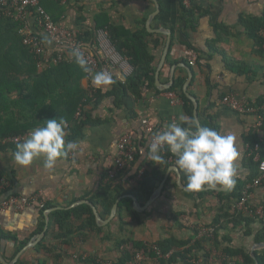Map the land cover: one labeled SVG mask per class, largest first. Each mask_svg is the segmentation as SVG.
Returning a JSON list of instances; mask_svg holds the SVG:
<instances>
[{
  "label": "crops",
  "instance_id": "obj_1",
  "mask_svg": "<svg viewBox=\"0 0 264 264\" xmlns=\"http://www.w3.org/2000/svg\"><path fill=\"white\" fill-rule=\"evenodd\" d=\"M157 1L160 11L149 24V17L155 11L152 0H68L62 7L63 14L58 25L68 30L94 29L95 19L100 13H105L113 25L124 27L131 32L145 29L150 35V52L155 57V88L142 89L138 99L130 94L129 99H125L128 104H123L121 99L111 95L114 86L125 84L132 73L128 61L122 57L123 61H126L124 68L117 64L110 72L115 81L111 87L99 90L91 85L88 77L82 81L83 88L88 92L99 91L100 99L98 104L89 105L85 109L88 120L82 136L71 140L80 143L81 150L77 156L69 154L68 157L58 160L55 168L49 171L44 169L42 159L35 160L28 167H21L14 161L15 152L0 154L1 193L6 187L3 181H6L9 194L24 197L39 194L46 202L45 208L50 207L48 210L31 207L18 213L0 212V232L15 239H1V256L7 263L11 262L9 259H12L20 243L28 244L43 232V238L35 247L44 240L43 245L46 248L34 251V247L26 251L19 260L22 259L26 264H36L37 261H44L45 264H88L86 260L95 257L98 262H115L121 255L120 249L124 247L118 246L122 240L128 243L126 248H130V242L137 241L150 246L170 236L179 241H187L192 236L195 225L203 228L211 223L220 206V200L215 195L199 194L226 193L228 190H212L205 186V190L199 192L186 191L185 175L179 169V173L172 170V166L163 177H166V180L159 197L147 208L136 211L140 225L135 220L128 219V224L121 233L117 213L107 224H98L96 221L97 227L102 230L99 235L76 231L67 238H57L60 232L54 224H50L52 213L87 205L81 202H90L89 198L99 192L104 184L103 178L114 166L116 145L122 136H130L135 148L143 151L135 168L144 160L148 162L146 151L149 149V138L142 121L147 120L156 131H160L169 123L179 122L181 114L186 117L183 103L177 104L170 96L173 93L168 92L171 87L166 89V86L169 85L171 77L173 84L177 78L185 77L187 81L188 69L192 74L188 87L189 89L192 86L191 94L188 93L198 103L200 126L203 121L207 122L212 118L216 131L235 135L239 151L237 181L246 185L252 184L256 174V162L250 161L253 159L251 144L253 140L257 141L258 156L264 159L263 121L260 120L259 123V116L256 114L241 115L232 112L221 105V100L225 96H235L257 106V102L264 97V56L253 52V42L245 35L244 28L240 25L241 17L261 15L264 0H197L196 6L201 14L196 19L194 29L186 31H183L184 25L181 22L182 0ZM50 7L53 12H58L54 6ZM29 26L31 32L41 35L48 56L59 49L53 39L40 31L33 19L29 20ZM216 27L224 28L222 35H217ZM157 30L168 32L171 40L162 65L160 62L166 36L153 32ZM99 36L94 38V44L103 57ZM186 43L196 50L198 54L194 53L200 57L195 66H190L187 61L188 53L193 51L187 48ZM193 78L194 83H191ZM65 141L71 142L67 139V133ZM146 168L144 166L141 169ZM160 183L153 182L146 186L145 200L144 203L138 202L140 206L146 205ZM132 184L133 181L128 180L124 181L122 186L129 189ZM217 188L221 187L217 186L215 189ZM5 196L3 194L2 197ZM247 203L256 210V214L264 217V181L260 186L250 189ZM49 210L51 213L46 218ZM97 212L99 213L98 210ZM174 215L179 224L172 218ZM99 216L106 221L110 215L107 217L99 213ZM80 225L81 222L77 221L75 228ZM259 229V224H254L253 234ZM106 235L110 239L105 240ZM231 237L232 246L235 248L247 249L250 252L256 245L253 244L252 237L244 236L243 230L233 233ZM142 253L143 259L136 264H157L156 260ZM168 257L169 254L166 258ZM218 262L217 259L211 258L208 261L199 259L193 264H219Z\"/></svg>",
  "mask_w": 264,
  "mask_h": 264
},
{
  "label": "trees",
  "instance_id": "obj_2",
  "mask_svg": "<svg viewBox=\"0 0 264 264\" xmlns=\"http://www.w3.org/2000/svg\"><path fill=\"white\" fill-rule=\"evenodd\" d=\"M189 1L190 7L188 8L181 3L183 31L193 30L196 19L201 14L200 9L196 6L197 0ZM43 6L53 22L58 24L63 14V6L60 5L59 0H46ZM50 6L57 8L58 12H53ZM34 18L35 15L31 10L29 20H35ZM95 23L94 29L82 28L77 31V41L97 60L99 67H102L104 65L103 57L94 44V38L98 32L104 31L114 50L121 57L126 58L132 68V73L126 79L125 84L115 85L111 95L121 99L123 104H128L125 99H129L130 94L138 99L141 97L142 89H154L155 57L150 52L148 42L150 35L146 30L131 32L124 27L113 25L105 13H100L95 19ZM240 25L244 28L245 35L253 42V52L256 55L264 56V38L261 36L264 33V10L260 16L241 17ZM20 29V22L5 17L0 10V154L7 151L15 152L18 143L11 140L19 137L25 138L30 130L42 126L41 123L48 119L63 118L67 121L65 130L67 139L69 141L78 139L82 136L87 125L88 114L85 109L89 105L98 104L100 99L99 91L88 92L83 88L82 81L87 75L68 55L70 50H64L61 60H58V50L54 51L51 56H36L23 44V36L19 33ZM222 30L224 28L216 27L217 35H222ZM34 35L39 36L43 41L40 34L34 32ZM184 35L186 34L184 33ZM186 46L196 52L189 44L186 43ZM197 58L198 64L200 57L197 56ZM185 82V77L175 79L168 92L173 93L181 100L188 122H191L195 121L194 107L183 92ZM191 83H194V78ZM190 88L188 89L189 93ZM263 105L264 97L257 102V107ZM78 111H80V117L76 119ZM259 116L264 124V111L260 112ZM212 122L213 119L209 118L207 122L203 121L201 126H210L215 129L216 126ZM182 126L186 127L187 124ZM255 144L258 143L253 140L251 145L254 146ZM163 154L165 156L164 163L157 165L153 164L155 162L144 160L139 167L135 168L140 159L137 156L134 163L114 178H110L107 174L103 178L104 184L99 192L89 198L99 213L107 217L110 215L114 204L120 199L117 213L119 214V231L121 233L124 232L128 219H133L140 225L139 216L133 207V201L126 196L132 195L138 202L144 203L146 186L153 182L159 184L167 170L175 166V158L166 149ZM250 161L253 163V159ZM144 166L147 168L138 179V174ZM255 166L256 174L253 179L259 175V164L256 163ZM181 173L183 172L181 171ZM128 180H132L133 184L129 189H125L122 184ZM246 186V184L236 181L235 187L226 193L206 192L199 194L200 196L215 195L220 200V206L211 223L203 227L214 230L211 237H200L199 234L203 228L195 225L192 229V236L187 241H179L170 236L150 246L142 242H130V248H126L128 243L122 240L118 243L119 247L124 246L120 249L121 255L118 261L112 263L127 264L133 261L138 253L144 252L151 259L156 260L157 264H193L199 259L208 261L211 258L217 259L219 264H256V262L264 264V249L256 251L254 253L255 258H253L247 249L232 246V234L242 230L245 237H252L253 244L264 243V217L256 214V210L251 208L248 203H246L247 211L236 208L242 199V193ZM1 194L8 196V189H4ZM48 209L50 207H46L44 210ZM172 218L176 224H179L176 215ZM77 221H80L81 225L75 228ZM256 223L259 224L260 229L253 234V225ZM50 224H54L58 228L60 233L57 238H67L76 231L87 232L92 235L102 233V230L96 225L92 208L88 205L56 211L50 215ZM0 238L2 240H15L1 232ZM104 239L108 240L110 237L106 235ZM26 244V242H22L18 245L12 259ZM43 244L44 240L34 248V251L45 249ZM154 247L159 250V253L154 251ZM168 254L169 257L166 258ZM217 254L219 256H216ZM12 259H9V262ZM86 262L88 264L102 263L98 262L95 257L87 259ZM16 264L26 263L21 259ZM36 264L45 263L44 261H37Z\"/></svg>",
  "mask_w": 264,
  "mask_h": 264
},
{
  "label": "clouds",
  "instance_id": "obj_3",
  "mask_svg": "<svg viewBox=\"0 0 264 264\" xmlns=\"http://www.w3.org/2000/svg\"><path fill=\"white\" fill-rule=\"evenodd\" d=\"M68 55L90 79L91 85L99 90L111 87L115 81L104 71H93L88 59L79 48L71 49ZM179 122L167 124L152 138L146 157L153 164L165 162L164 151L175 158V166L183 172L187 183L185 190L199 192L205 186H217L232 190L237 181L239 151L236 137L231 133L221 134L210 126H199L188 122L183 114ZM187 124V126H182ZM42 126L30 130L23 142L16 145L14 161L21 167L30 166L42 159L46 170H53L58 160L80 152V143L65 141L67 121L63 118L48 119Z\"/></svg>",
  "mask_w": 264,
  "mask_h": 264
},
{
  "label": "built area",
  "instance_id": "obj_4",
  "mask_svg": "<svg viewBox=\"0 0 264 264\" xmlns=\"http://www.w3.org/2000/svg\"><path fill=\"white\" fill-rule=\"evenodd\" d=\"M46 0H0V10L3 12L4 16L10 19H13L16 22L21 23V29L19 33L23 36V44L29 48L30 52L36 56H48L47 49L44 42L37 35H34L30 30L29 26V16L30 11L32 10L35 15V22L40 29L44 32L49 38L53 39L56 44L59 46L58 49V60L62 59V53L64 50H71L79 47L85 54L88 59L89 66L93 71H104L110 73L111 70L115 69L117 64H120V68H124L126 61H123L122 57L114 50L107 39V34L104 31L97 33L99 36L100 48L103 54V63L102 67H99L97 60L86 51L81 43L76 39L77 31L68 30L54 23L51 16L46 12L43 4ZM68 0H59L61 6H65ZM182 4L188 8L190 7L189 0H182ZM264 38V33L261 35ZM127 60V59H126ZM187 61L190 66H195L197 61V56L194 52H190L187 55ZM54 62H56L54 60ZM124 84V83H123ZM177 104H182L174 94L170 95ZM221 105L225 108L241 115L256 114L259 116V113L264 111V105L261 107L253 106L248 100L244 98H236L235 96H225L221 100ZM80 117V111L76 114V119ZM262 121L259 116V123ZM142 125L144 131L149 138V145L152 142V138L158 132L154 127L147 121L143 120ZM24 140L23 137L16 138L11 140L14 143H20ZM258 145H254L251 148L253 160L259 164L258 172L259 175L255 178L251 185H247L242 193V199L237 205L238 210L247 211L246 203L248 200V195L252 187L260 186L264 181V160H261L257 153ZM143 155V151L137 150L134 146L133 140L130 136H122L116 145V153L114 158V166L112 170L108 172L110 178H114L117 174L124 171L129 165L134 163L137 156ZM148 159V158H147ZM149 161V160H148ZM145 170L142 169L138 174V179L142 176ZM5 190L8 189V183L3 181ZM46 206L45 200L39 195L34 194L28 197L9 194L8 196L2 197L0 191V212L5 213L7 211L12 212H22L28 208L36 207L41 210H44ZM214 233L213 229L203 228L199 234L200 237L207 236L211 237ZM154 251L159 253V250L154 247ZM143 259V253H138L133 261L127 264H136ZM101 264H113L112 262L105 261Z\"/></svg>",
  "mask_w": 264,
  "mask_h": 264
},
{
  "label": "water",
  "instance_id": "obj_5",
  "mask_svg": "<svg viewBox=\"0 0 264 264\" xmlns=\"http://www.w3.org/2000/svg\"><path fill=\"white\" fill-rule=\"evenodd\" d=\"M153 1V4L155 6V11L154 13H152L149 17V20H148V24L155 18V16L159 13L160 11V5L158 3L157 0H152ZM149 26V25H148ZM153 32H156V33H159V34H164L166 36V44H165V47H164V51H163V56H162V59H161V62L160 64L162 65L163 64V61L167 55V52H168V49H169V46H170V34L168 32H166L165 30H157V31H153ZM191 78H192V74H191V71L190 69H188V79L187 81L185 82L184 84V87H183V92L186 96L187 99H189L191 101V103L193 104L194 106V119H195V123L197 125L200 126V123H199V120H198V103L196 101V99L191 96L189 93H188V87L190 85V81H191ZM173 85V78L171 77L170 78V83L169 85L166 86V89L170 88L171 86ZM172 170L176 171L179 173V170L176 166H173L172 167ZM166 180V177L161 181L158 189L156 190V192L150 197V199L148 200V202L146 203V205L144 206H140V204L138 203L137 199L135 197H133L132 195H127L126 197L130 198L132 201H133V207L135 209V211H140V210H143L145 208H147V206H149L150 204H152V202L159 197V195L161 194V191L164 187V182ZM209 189H212V188H209ZM205 190V189H203ZM212 190H219V191H222L223 189L222 188H217V189H212ZM120 199L117 200V202L114 204V206L112 207V210H111V213H110V216L109 218L106 220V221H103L101 219V217L99 216V213L97 212L96 208L93 206V204H91L90 202L88 201H83L81 202V204H87L89 205L92 210H93V214L96 218V221L99 223H103V224H107L108 222H110L117 214V211H118V202H119ZM51 213V211L49 210L47 213H46V218L48 216V214ZM46 224H48V220H46ZM47 229V227L45 228ZM44 236V232L42 234H40L39 236H37L36 238L32 239L15 257L14 259L10 262V263H7L1 256V238H0V263L1 264H16L20 257L28 250L34 248L39 242L40 240L43 238ZM264 249V243H261V244H256L252 247L251 251H250V254L253 258H255V251H260V250H263ZM256 264H258V262H256Z\"/></svg>",
  "mask_w": 264,
  "mask_h": 264
}]
</instances>
